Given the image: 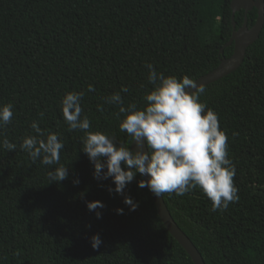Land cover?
Instances as JSON below:
<instances>
[{"label": "trees", "instance_id": "16d2710c", "mask_svg": "<svg viewBox=\"0 0 264 264\" xmlns=\"http://www.w3.org/2000/svg\"><path fill=\"white\" fill-rule=\"evenodd\" d=\"M230 2L0 0V105H13L0 141L16 145L11 152L0 147V264H194L163 225L148 188L138 187L143 176L137 173L123 195L108 191L115 188L111 178H93L82 150L85 131H69L61 101L67 92L83 93L88 131L130 147L131 136L119 129L121 105L107 98L119 92L124 107L144 108L154 88L146 64L192 80L216 68L233 52L224 47L233 24L237 30L244 22L243 11L231 19ZM256 19L253 8L246 26ZM204 88L200 102L217 113L228 136L239 200L213 211L196 188L182 197L164 193L163 201L204 264H264V23L241 66ZM33 121L45 132L40 138L57 133L64 143V181L51 183L47 175L60 165L33 162L21 149L25 137L37 135ZM125 196L138 203L135 211ZM94 201L104 205L96 209L101 219L86 206ZM95 234L102 240L96 250Z\"/></svg>", "mask_w": 264, "mask_h": 264}, {"label": "clouds", "instance_id": "9594fccd", "mask_svg": "<svg viewBox=\"0 0 264 264\" xmlns=\"http://www.w3.org/2000/svg\"><path fill=\"white\" fill-rule=\"evenodd\" d=\"M145 67L149 70L148 82L154 88L144 96V108L134 103L124 107L119 92L107 98L108 103L121 105L119 113L124 119L119 129L131 136L136 151L123 144L117 145L106 133L88 131L89 119L81 118L83 93L67 92L62 98V114L69 131H85L82 150L94 165L93 178L98 181L111 178L115 188L108 191L123 195L127 184L139 173L150 178L140 180L138 187H147L156 197L164 193L182 197L199 188L210 199L213 211L227 210L230 203L239 200V190L234 184L236 168L229 158L228 136L220 128L217 113L200 102L205 88L197 86L187 75L181 79L166 77L157 73L152 64ZM189 88L194 91H187ZM88 90L95 91L92 85ZM121 91L126 93L128 89ZM12 109L10 103L0 105V127L11 122ZM40 115L43 118V113ZM31 128L37 135L25 137L21 149L28 152L33 162L40 159L43 165H60L64 143L59 135L48 132L46 139L40 138L45 132L36 121ZM0 147L11 152L16 145L4 138ZM47 175L51 183L64 181L68 178V168L60 165ZM73 184L78 185L79 179ZM123 202L130 211L138 207L131 197L125 196ZM86 206L95 212L97 219L102 218V213L96 211L104 207L102 202H86ZM116 213L122 215L123 209H116ZM90 243L94 250L98 249L102 244L99 234L93 235Z\"/></svg>", "mask_w": 264, "mask_h": 264}, {"label": "water", "instance_id": "95a60500", "mask_svg": "<svg viewBox=\"0 0 264 264\" xmlns=\"http://www.w3.org/2000/svg\"><path fill=\"white\" fill-rule=\"evenodd\" d=\"M253 8L257 11V19L255 24L252 27L248 28L246 26V15ZM230 9L232 12L231 19H233V16L236 12L243 11L244 13L243 25L239 29L235 30V25L233 24L231 36L228 42L224 45V47L233 45V52L228 58L221 57L216 68L193 80L197 86L205 87L236 71L243 63L247 48L250 47L259 37L264 23V0H231ZM223 48L219 51V54L221 56L223 54ZM186 90L189 92L194 91V89L191 88ZM130 148L132 151L137 150L135 142H131ZM144 151L147 152L146 145L144 147ZM143 178L144 180H147L150 177L143 176ZM149 192L156 206L159 218L161 219L168 232L186 251L194 264H204L197 249L173 221L167 207L165 206L163 198L156 197L150 190Z\"/></svg>", "mask_w": 264, "mask_h": 264}]
</instances>
